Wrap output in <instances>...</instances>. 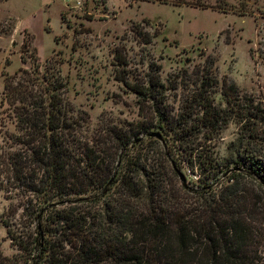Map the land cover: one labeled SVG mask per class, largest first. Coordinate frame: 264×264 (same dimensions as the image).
Segmentation results:
<instances>
[{
  "label": "trees",
  "instance_id": "trees-1",
  "mask_svg": "<svg viewBox=\"0 0 264 264\" xmlns=\"http://www.w3.org/2000/svg\"><path fill=\"white\" fill-rule=\"evenodd\" d=\"M135 1L232 7L226 0ZM113 58L124 63L115 50ZM19 62L15 72L2 74L0 106L10 112L15 133L5 134L9 144L0 150V190L6 185L32 196L36 229L28 248L7 232L27 256L15 263L0 254V264H264V156L235 147L219 171L207 151L193 155L196 148L188 147L197 135L217 133L238 92L221 78L227 109L213 104L210 55L193 72L195 87L176 113L164 103V92L175 88L159 80V66L150 64L132 83L118 78L135 95L140 119L89 135L51 62L40 71L23 41ZM180 162L197 174L188 188L177 179Z\"/></svg>",
  "mask_w": 264,
  "mask_h": 264
},
{
  "label": "rangeland",
  "instance_id": "rangeland-1",
  "mask_svg": "<svg viewBox=\"0 0 264 264\" xmlns=\"http://www.w3.org/2000/svg\"><path fill=\"white\" fill-rule=\"evenodd\" d=\"M226 2L232 7L221 12L135 0H0V91L2 74L20 67L23 41L36 56L40 71L45 61L58 70L63 96L81 112L83 135H89L104 125L140 119L135 95L118 78L132 83L150 72V64L159 66V80L175 88L164 92V103L176 113L180 100L195 87L193 72L210 55L217 81L210 93L213 104L227 109L219 92L221 78L238 92L217 133L197 135L188 147L196 148L193 155L207 151L219 171L233 158L235 147L247 145L264 156V0ZM114 50L124 63L115 61ZM23 56L24 67L29 68V55ZM6 133L15 130L2 104L0 150L9 144ZM178 165L185 173L188 166ZM4 186L0 254L22 263L27 255L16 249L15 241L33 246L34 201L24 189ZM187 186H191L188 181Z\"/></svg>",
  "mask_w": 264,
  "mask_h": 264
},
{
  "label": "water",
  "instance_id": "water-1",
  "mask_svg": "<svg viewBox=\"0 0 264 264\" xmlns=\"http://www.w3.org/2000/svg\"><path fill=\"white\" fill-rule=\"evenodd\" d=\"M146 136H151V137L159 138L158 133H155V132H149V133L146 134ZM176 175H177V179H178L179 184L183 188H188L183 174L180 171H176Z\"/></svg>",
  "mask_w": 264,
  "mask_h": 264
},
{
  "label": "built area",
  "instance_id": "built-area-1",
  "mask_svg": "<svg viewBox=\"0 0 264 264\" xmlns=\"http://www.w3.org/2000/svg\"><path fill=\"white\" fill-rule=\"evenodd\" d=\"M182 174H183V176H184V178H185L186 184H187V181H188L191 185L193 184L192 181L195 180V182H196L197 177H195L194 174H191L187 168H186V172H185V173L183 172Z\"/></svg>",
  "mask_w": 264,
  "mask_h": 264
}]
</instances>
